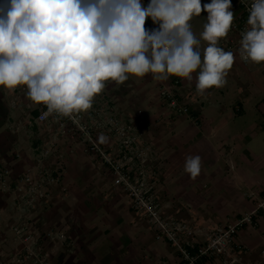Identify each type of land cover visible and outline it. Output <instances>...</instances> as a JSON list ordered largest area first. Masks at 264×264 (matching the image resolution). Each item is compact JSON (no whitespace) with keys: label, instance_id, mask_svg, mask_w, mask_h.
Listing matches in <instances>:
<instances>
[{"label":"crops","instance_id":"obj_1","mask_svg":"<svg viewBox=\"0 0 264 264\" xmlns=\"http://www.w3.org/2000/svg\"><path fill=\"white\" fill-rule=\"evenodd\" d=\"M7 3L0 0V8L6 10ZM148 3L142 0L145 7ZM207 15L202 11L189 22L197 39ZM145 28L155 29L148 22ZM206 46L201 40V51ZM226 80L223 87L206 89L201 95L195 80L189 84L176 76L167 81L155 79L152 73L130 76L121 85L107 82L103 100L94 97L92 107L83 111L92 120H103L94 113L103 105L108 114L115 110L118 121L133 126L134 149L120 145L108 127L97 133L96 140L131 175L142 172L162 218L192 231L190 237L180 233L189 252L213 231L254 208L264 195V63H244L236 56ZM175 81L189 115L172 114L160 102L158 88ZM26 93V85L14 90L0 87V167L8 171L5 188H13L25 173L53 167L60 185L50 188L42 182L51 194L48 207L29 215L13 193L2 194L0 264H32L24 252H18L22 243L11 230L13 223L27 216L44 230L33 231V241L40 237L54 241L42 251L49 264H184L175 246L156 237V226L130 205L100 155L80 138L60 133L53 121H35L38 111L47 106L34 103ZM44 150H49L47 155H42ZM187 154L202 157L201 173L195 179L184 171ZM255 219L254 226H243L236 234L241 251L235 253L239 257L235 264H264L263 208ZM226 258H204L198 264H228Z\"/></svg>","mask_w":264,"mask_h":264},{"label":"clouds","instance_id":"obj_2","mask_svg":"<svg viewBox=\"0 0 264 264\" xmlns=\"http://www.w3.org/2000/svg\"><path fill=\"white\" fill-rule=\"evenodd\" d=\"M202 11L208 15L197 39L189 22ZM248 12L237 51L244 62L261 64L264 0H252ZM234 17L232 0H149L146 7L142 0H8L0 8V87L26 85L31 101L64 116L90 109L107 82L149 73L195 80L203 95L227 83L236 56L219 41ZM148 18L158 28L146 29ZM201 169L200 155H185L192 179Z\"/></svg>","mask_w":264,"mask_h":264},{"label":"built area","instance_id":"obj_3","mask_svg":"<svg viewBox=\"0 0 264 264\" xmlns=\"http://www.w3.org/2000/svg\"><path fill=\"white\" fill-rule=\"evenodd\" d=\"M210 2L211 0H201L202 6ZM251 3L252 0H232V11L235 14L233 27L230 29L228 36L221 38L219 41L220 47L225 51L233 52L237 57H239L237 50L240 47V34L247 27L248 7H250ZM179 87L178 81L161 85L158 88V97L160 102L172 114L189 115L188 105L183 99ZM49 120L58 125L60 133L68 135L70 139L80 138L91 151L100 155L102 162L110 168L113 174L114 184L127 194L130 205L135 210L142 212L143 215L150 217V221L159 231L156 237L170 241L179 251L185 261L184 264H198V261L204 258L210 261H218L221 257H227L225 262L228 264H235L239 261V257L235 253L241 251V246L236 241V234L241 227L246 225L254 226L257 223L255 216L259 209H264V195L259 198L254 208L213 231L205 242L195 244L192 246L193 251L189 252L186 248V243L180 238V233H185L186 236L190 237L192 231L183 224H175L162 218L158 205L148 194L149 190L142 172L138 170L134 175H131L130 170L119 159L112 158L96 140L97 133L102 128L108 127L109 130L114 131L120 141V145L128 149H134L137 146L131 124L121 123L111 116L103 120L97 118L94 120L91 118L87 119L83 111L73 113L71 116H64L59 113L47 114V109H41L35 116V121L40 124ZM48 152L49 150H44L42 155H47ZM7 173L6 169L0 167V199L2 194L8 190L20 201L18 206L25 211H29V213L38 208L44 199H47L49 193L47 188L45 189L42 185V182H46L50 188L60 185V176L58 170L54 167L52 171L48 172L39 170L25 173L18 178L16 185L10 189L5 188L4 183ZM60 190L63 191L64 188L62 187ZM26 222V218H22L11 225V230L22 243L18 252H24L26 257L31 258L32 264H46V258L41 251V246L33 243L34 241L31 239L33 230L28 228ZM48 235H50V232ZM58 236L62 237L63 235L59 233Z\"/></svg>","mask_w":264,"mask_h":264},{"label":"rangeland","instance_id":"obj_4","mask_svg":"<svg viewBox=\"0 0 264 264\" xmlns=\"http://www.w3.org/2000/svg\"><path fill=\"white\" fill-rule=\"evenodd\" d=\"M207 13V12H206ZM146 22H148L149 24H151V25H153L155 28H158V25L157 24H154L153 22H152V20H151V18H148L147 20H146ZM105 94V92L104 91H102L99 95H97L96 96V99H97V102H101L102 100H103V95ZM111 110V112L112 113H110L111 114V117H114V115H117L116 113H115V110H112V109H110ZM96 112H94L95 113V116L96 117H99V118H102V119H105V118H107L108 116H110V114H108L109 112L107 111V108H106V110H105V106H103V105H98V108L95 110ZM106 112V113H105ZM108 112V113H107ZM85 117L88 119V117L89 118H92V117H90V116H88L87 117V115L85 114ZM66 190V189H65ZM65 190H63V191H65ZM62 191V192H63ZM62 192H61V196H62ZM64 194H65V192H64ZM64 194H63V196H64ZM149 194V193H148ZM48 197H51V194L49 193L48 194V196H47V199H44L43 200V202L40 204V206L38 207V208H36L35 210H37V211H39V210H41V209H44V208H47L48 207ZM22 210H24V209H22ZM27 210V209H26ZM34 210V211H35ZM45 210V209H44ZM159 210V212H160V208L158 209ZM137 211V210H136ZM27 212V214L29 215L30 213H29V211H26ZM141 214H143L142 212H140ZM161 213V212H160ZM30 217L31 216H27V218H26V220H27V222H26V224H27V226H28V228L30 229V230H33V231H44V230H42L43 228H42V225L41 226H38L37 224H40V222H36V221H32V222H30ZM144 217L146 218V222L147 223H149V225L151 224V222L152 221H150V217L149 216H147V215H144ZM32 224H30V223ZM42 228V229H41ZM41 239H39V240H37V241H35L34 240V242L33 243H35L37 246H41L40 248H41V251H43V252H46L45 251V248H47V247H49L51 244H53L52 242H54V241H51V240H49V238L47 237V239L48 240H45L44 238H42V237H40ZM44 239V240H43ZM47 250V249H46ZM47 257V256H46ZM46 264H49V262H48V260L46 259Z\"/></svg>","mask_w":264,"mask_h":264}]
</instances>
